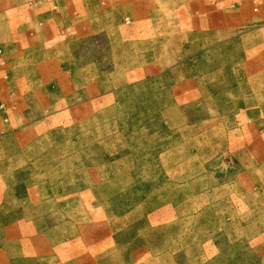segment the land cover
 I'll return each instance as SVG.
<instances>
[{"label": "rangeland", "instance_id": "1", "mask_svg": "<svg viewBox=\"0 0 264 264\" xmlns=\"http://www.w3.org/2000/svg\"><path fill=\"white\" fill-rule=\"evenodd\" d=\"M123 1L56 45L63 1L0 0V264H264V0ZM204 4L253 22L211 47L109 42L159 13L189 31Z\"/></svg>", "mask_w": 264, "mask_h": 264}, {"label": "crops", "instance_id": "2", "mask_svg": "<svg viewBox=\"0 0 264 264\" xmlns=\"http://www.w3.org/2000/svg\"><path fill=\"white\" fill-rule=\"evenodd\" d=\"M63 1V3H62ZM75 1V2H74ZM205 1V0H204ZM62 3L63 10L61 11V16L64 18V29H61V32L64 33V36H67L65 39H63L59 43H55L56 45H69L73 41L81 40L82 38L87 37L88 35H92V33H97L98 31H95V27L91 25L84 26L83 23L87 22L89 17L91 19H94L93 21H96V18L93 16H97V14L104 11L106 8L110 7V11L120 9L122 5L127 7L129 11L133 9V3L134 1H123V0H114L113 3H108L106 6H101L99 3H97L93 7H88L87 3H85L84 0H60ZM124 2V3H123ZM135 4V3H134ZM140 5V4H138ZM142 5V4H141ZM144 5V4H143ZM144 7H142L143 14L149 15L152 13V10L155 11L154 8H147V5L145 4ZM162 7L159 6V10L161 11ZM92 10V11H91ZM134 10V9H133ZM185 10L182 11V13ZM195 11V9H194ZM193 12V11H192ZM202 12L200 16H205L201 23H198V25L194 26L193 23L191 24V29L189 31L183 32L178 34L177 29H174L172 27H169L167 19L165 16H161V14H157L159 17V21L161 20V17H164V19L161 20V22L158 24H153L152 27H146V25H142L141 27H132L131 29H127L126 33L127 37L123 39L118 40H112L110 37V44L113 46V43L115 44L116 48L119 46L125 47L128 45H137V46H145V47H152L154 45H160L159 47H165L169 43L172 47H184V42L187 44V46L190 47H211L215 46L221 41L230 40L231 36L236 33L237 30H240L242 28H246L249 23L253 22V17H251L249 14L246 13V10L244 8L239 9H228L220 12H213L210 11L206 4H204V7L202 9ZM115 13V12H114ZM48 14V13H47ZM193 14V13H192ZM50 14L45 16L49 18ZM191 15V14H190ZM37 16V15H36ZM75 17L76 22L73 23L71 20L66 21L65 19L67 17ZM193 16V15H191ZM195 17V15H194ZM197 17V16H196ZM86 18V19H85ZM90 21V20H89ZM203 21V22H202ZM193 22V21H192ZM194 23V24H197ZM217 25V26H216ZM118 28V27H117ZM35 31L38 33H47L50 35H53L60 30L56 27V25H51L50 27H47V25L44 28H35ZM116 35L119 36V34H124L123 32H119V29H116ZM174 31V32H173ZM179 31H182L179 29ZM238 32V31H237ZM36 33V34H37ZM171 33L176 34L174 39L171 40ZM186 35V38H185ZM132 37V41L130 39ZM186 40H185V39ZM168 42V43H167ZM11 43L14 45V47L18 46L17 41L12 40ZM158 43V44H157ZM52 46L53 43L51 44ZM40 49V48H39ZM146 55V53L144 54ZM23 56V55H22ZM21 53L19 55V59H21ZM17 57V55L15 56ZM23 58V57H22ZM47 58V61H54L53 56L50 57V55H47V57L42 56L40 59ZM186 78L184 75H182V78Z\"/></svg>", "mask_w": 264, "mask_h": 264}]
</instances>
